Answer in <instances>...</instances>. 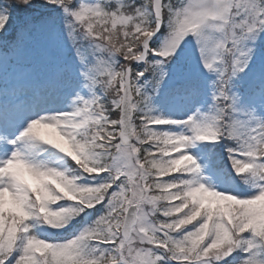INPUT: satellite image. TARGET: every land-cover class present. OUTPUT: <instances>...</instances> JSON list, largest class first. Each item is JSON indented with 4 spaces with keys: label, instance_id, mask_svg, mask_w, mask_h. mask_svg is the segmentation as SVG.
Instances as JSON below:
<instances>
[{
    "label": "snow or ice",
    "instance_id": "snow-or-ice-1",
    "mask_svg": "<svg viewBox=\"0 0 264 264\" xmlns=\"http://www.w3.org/2000/svg\"><path fill=\"white\" fill-rule=\"evenodd\" d=\"M0 264H264V0H0Z\"/></svg>",
    "mask_w": 264,
    "mask_h": 264
}]
</instances>
